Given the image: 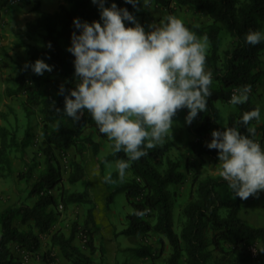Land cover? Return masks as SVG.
<instances>
[{
	"label": "trees",
	"instance_id": "trees-1",
	"mask_svg": "<svg viewBox=\"0 0 264 264\" xmlns=\"http://www.w3.org/2000/svg\"><path fill=\"white\" fill-rule=\"evenodd\" d=\"M32 1V11H37L39 1ZM152 1L161 6L168 5L167 0ZM176 1L179 5H187L205 12L211 21L205 29L191 27L196 34L206 35L208 38L206 68L212 73V82L217 83V87L210 86L211 95L207 98V109L198 113L199 125L192 130L194 138L188 143V147L196 159L210 156L216 158L218 150L209 149L206 147L207 143L203 142L205 137L212 139L213 130H223L218 125L219 114L214 103L218 100L227 103L233 90L244 84L252 86L249 100L244 104L234 105L227 115L226 126H237L245 135H252L247 128L253 126H244L237 122L244 112L256 107L251 96L256 91L261 74L260 54L264 51V42L249 45L245 43L244 36L250 30L263 31L264 0ZM10 2L11 0H0V11ZM63 2L67 6L60 5L54 13H41L38 18L28 21L22 31L27 40L40 38L43 44L42 49L33 45L26 46L27 64L21 69L16 81L18 89L26 96V104L29 107L41 108V136L44 144L41 152L44 156V171L35 178L30 187L28 197L35 200L32 205L21 204L0 212V264H13L14 258L9 249L11 244L30 253L38 252L39 236L52 232L58 217V205L66 210L74 204L88 205L82 223L88 234V240L83 247L87 254L73 243L76 232L74 225L67 236L60 231L52 232L49 252H44L41 259L46 263L53 261V258L47 259V255L56 248L69 264H96L93 259L96 252L99 253L97 264L104 263L102 240L99 247L95 244L93 233L98 232L99 227L93 219L92 210L95 204L88 190L82 163L83 151L88 147H91L93 152L96 149L93 138L85 136L84 132L87 127H93L96 131L98 128L87 110L76 122L62 112L65 106L64 96L69 94V90L75 87L78 80L73 77L74 56L67 51L71 44L72 32L79 33L73 19L79 18L89 23L93 20L99 21V8L92 0ZM113 2L118 8H127L134 16L137 15L136 6L127 4L125 0H106L104 6ZM125 25L134 26L130 21H125ZM221 31H225L229 37L222 57L218 55ZM37 59H43L52 65L51 72L56 76L37 74L26 82L24 73L31 69V63ZM62 85L63 94L59 91ZM41 86L48 87L42 97L39 93ZM183 110L188 111L186 108ZM253 128V138L256 140L259 131L264 133V123ZM98 133L100 137H104V134L99 131ZM31 137L28 129L18 139L6 128L0 127V178L8 177L12 173L10 150L23 154L31 143ZM69 148H73L75 158L70 161L66 180L72 186L82 182L84 187L81 192H68L62 185L59 155ZM168 151V143L148 149L146 156L131 162L127 169L129 178L107 196L108 204L115 194L124 193L132 209L126 216V226L119 234L130 236L151 232L157 236L161 250L166 242L168 254L160 264H249L253 259L250 247L256 241L264 244V226L252 227L239 217L243 199L233 198L227 182L219 175H193L186 201L177 213L178 231L175 229L173 192L170 187L183 182L185 174L181 164L168 156ZM116 159L127 157L121 151L106 156L103 161ZM32 171V167L27 166L25 174L20 173L19 176L29 182L33 177ZM54 190L58 191L57 197L52 194ZM15 219L21 224L31 223L32 230L20 231L14 225ZM132 251L135 255L149 258L150 264H158L155 260L162 253L160 251L156 254L146 246Z\"/></svg>",
	"mask_w": 264,
	"mask_h": 264
},
{
	"label": "clouds",
	"instance_id": "clouds-1",
	"mask_svg": "<svg viewBox=\"0 0 264 264\" xmlns=\"http://www.w3.org/2000/svg\"><path fill=\"white\" fill-rule=\"evenodd\" d=\"M105 2L92 0L98 5L99 21L73 19L79 33L72 32L67 51L74 56L78 80L64 96L62 112L76 122L87 110L98 131L106 135L112 152L126 154L127 159L104 161L109 171L103 180L113 183L112 169L123 181L132 161L164 143L179 109L188 110L185 123L189 125L198 113L205 112L213 78L206 70V35L197 36L182 19L172 15L146 31L127 8H118L115 2L105 7ZM125 2L145 7L151 0ZM125 21L134 26L126 27ZM244 41L260 44L264 31L250 30ZM30 67L38 75L53 68L43 59ZM59 91L64 93L63 85ZM251 91L250 84L237 87L228 103L248 102ZM252 120H261L259 106L244 112L237 123L248 126ZM247 131L252 135H245L237 126L224 125L223 130L211 132L212 139L206 144L218 150L217 171L233 198L246 199L264 191V146L253 138L255 128L248 127ZM259 250L264 251V247Z\"/></svg>",
	"mask_w": 264,
	"mask_h": 264
},
{
	"label": "rangeland",
	"instance_id": "rangeland-1",
	"mask_svg": "<svg viewBox=\"0 0 264 264\" xmlns=\"http://www.w3.org/2000/svg\"><path fill=\"white\" fill-rule=\"evenodd\" d=\"M39 9L37 11H32L33 1L29 0H11V2L0 11V127H4L8 130L10 134L15 135L16 138L20 139L26 129L31 132V143L29 147L24 150V153L20 155L19 151L10 150L9 158L11 161V170L12 173L8 177L0 178V212L4 211L10 207H16L21 204L32 205L34 203V198H29L28 194L30 192V187L34 182L35 178L44 171V156L41 152V148L44 147L41 136L42 122H41V108L39 106L29 107L26 104V96L18 89L17 78L21 73V69L24 68L27 64V45H33L38 49L43 48V44L40 38H35L32 41L27 40L23 37L22 31L25 27V24L29 20V13L31 18L39 17L41 13H54L58 11L60 5L67 6L63 0H38ZM167 6H161L155 4L152 0L149 5L143 6L142 4H137L135 11L137 15L135 16L136 21L139 22L146 31L151 30L150 25L159 24L161 20L166 18L169 15L176 16L184 22L185 26L188 27L191 31V27H197L200 29H205L210 24V20L207 14L201 10H195L187 5H179L176 0H167ZM111 5V4H110ZM105 6V7H109ZM100 20V19H99ZM264 31V25H263ZM193 32V31H192ZM195 33V32H194ZM196 34V33H195ZM197 36H200L196 34ZM219 48L218 55L222 57L223 51L228 43L229 37L225 31H221L219 34ZM209 49V43L207 51ZM206 70H208L206 68ZM259 70L261 72L256 85V91L251 96V100L255 106L260 107L261 111V120L256 121L252 120L249 124L253 127H259L264 123V51L260 54V66ZM56 76L53 72L44 71L42 74ZM35 74L31 69L27 70L24 73V79L27 82ZM74 78H77L74 76ZM211 87H217V83L212 82ZM48 87L41 86L39 89L40 97L43 96L45 90ZM235 90V89H234ZM233 90V91H234ZM214 106L218 110V125L223 129V126H226L227 115L233 110L234 105L230 103H225L220 100L214 103ZM187 111L179 109L177 114L173 117L174 124L171 128L169 135L165 138L164 143L158 144L163 145L169 144L168 156L181 164V169L185 174V179L183 182L171 186L170 190L173 192V205H174V220H175V229L178 231V217L177 213L181 206L186 201L187 193L190 189V183L192 177L196 173L202 175H212L217 176L218 171V157H204L202 159H196L192 156L191 151L188 147V143L194 138L192 135V130L199 125L198 115L189 125L185 123V116ZM85 136H91L96 143L95 152L91 147H88L84 152H90L93 155L99 152L98 154H112V149L110 147V142L107 140L106 135L100 137L98 131L93 127H87ZM256 140L264 146V133L260 131L256 135ZM98 141V142H97ZM210 141L209 137H205L203 142L207 143ZM100 143V145H99ZM100 147V148H99ZM56 153L57 150H56ZM75 153L73 148H69L66 151L62 152L59 155V162L62 171V185L68 192H81L83 190V183L78 182L75 185H69L67 182V176L69 173V164L70 161L75 158ZM83 157V156H82ZM79 160V159H77ZM104 160V158H103ZM101 161V166L104 161ZM25 161L27 162L26 165ZM115 161V160H114ZM27 166H31L33 171V177L29 182L25 181L24 177H20L19 174H25ZM101 166H97L99 169ZM105 166V164H104ZM106 172L109 171L107 169ZM100 179V176L97 177ZM117 181H120L117 179ZM123 182V181H121ZM264 192V191H263ZM54 197H57L58 191H52ZM110 194V192H109ZM109 196V195H108ZM255 197V196H254ZM253 197V199H255ZM242 203V202H241ZM251 204V197L247 198V202ZM95 204V203H94ZM111 204V208L115 209L118 214L126 216L127 213H131L132 209L126 201L124 193H117L114 195ZM88 205L84 204H74L69 206L66 210H63L60 205L57 207L58 217L56 222L52 227V232L60 231L66 236L70 234L73 229V226H76V232L74 235V244L81 250H85L84 244L88 240V234L83 229V220L85 218V210ZM89 207H91L89 205ZM151 220V219H150ZM14 225L20 231H29L32 230V224L26 223L21 224L18 219H15ZM126 226V220L125 224ZM123 227V226H122ZM113 228L112 233L115 234ZM101 227H99V231ZM98 231V232H99ZM51 232V233H52ZM98 232H94L95 244L96 247H99V242L102 240V237L98 236ZM51 233L43 234L39 236L40 248L39 251L34 253L31 264H38L37 258H41L44 252H49L50 246V236ZM116 237V234H115ZM147 242V245L137 244L136 248L141 247H150V249L155 246V249L152 252L158 253V249L162 252L159 258H156L155 262L160 264L162 259L167 256L165 254L164 246L161 250L160 244L157 241V236L153 233H148L142 235L141 241ZM131 239V238H129ZM126 236L117 235L116 244L130 242ZM131 242L136 244V240ZM131 249V250H135ZM116 251L118 259H123L126 256L134 255L133 251ZM87 252V250H85ZM53 252V251H52ZM51 254V253H50ZM47 255V259L53 258ZM216 255V253H214ZM259 254L257 253L254 257L255 261H259ZM14 264H21L24 260V256L21 258L13 257ZM99 253L96 252L94 255V263H99L98 261ZM20 260V261H19ZM114 264H118L115 262Z\"/></svg>",
	"mask_w": 264,
	"mask_h": 264
},
{
	"label": "crops",
	"instance_id": "crops-1",
	"mask_svg": "<svg viewBox=\"0 0 264 264\" xmlns=\"http://www.w3.org/2000/svg\"><path fill=\"white\" fill-rule=\"evenodd\" d=\"M31 13L32 12L28 14L29 15L28 21H32L38 18L36 17L32 19L30 16ZM98 153L99 152L93 155L90 152H84L83 157H82V163L84 167L85 179L88 185V190L91 193L94 203H95V206L92 210L93 219L96 225H98V227H101V230L98 232V236L102 237V246L104 249V263L103 264H114L115 262H117L118 264H150L149 258L135 255V254L126 256L123 259L117 258L116 251H119V252L120 251L121 252L130 251L131 249H135L137 244L140 243L141 245H147V242L144 241L145 239L143 238H142L143 241H141V237L143 234H137V235L126 236L128 239L131 238L128 240V241L131 240L130 242L126 241L125 243L116 244V237L119 234V232L125 227L124 224H125L126 216L130 213H127L126 216L118 214L115 209L111 208L112 206L110 203L112 201L107 204L106 198L109 195V192L113 191L116 186L122 184L129 178V172L128 170H126V176L123 182H121V181H117V173L114 169H112V175H113V179L115 182L105 183L103 180V177L107 173L106 172L107 170L105 169L104 163L101 166V161L103 160V158H105L106 156L110 154L100 155ZM97 166L98 167L101 166V167L97 169ZM99 176H100V179H97V177ZM249 197H251V204L246 203L247 198L243 199L241 203V210L239 213V217L246 224L252 227H263L264 226V192L260 191L258 195H255V197L252 195H250ZM253 197L255 199H253ZM113 228H115L114 231H115L116 237H115V234L112 233ZM49 236L51 237V235ZM134 239L136 240L137 243L130 245L132 244L131 242H135V241H132ZM261 247H264V244L261 241H256L253 244V248L255 249L256 254L258 253L260 257H259V261L257 262L253 258L249 262V264H264V251L259 250V248ZM9 249L13 257L21 258L22 256H24V260H22L21 264H31L32 263L31 256H33L34 253H30L23 249L17 248L15 244H11L9 246ZM49 249H50V246H49ZM154 249H155V246H153L151 250H154ZM159 249H158V252H160ZM164 250H165V254L166 252L168 253L167 245L164 246ZM52 251L53 252L50 254V256L53 257V261H49L48 263H46L41 258H37L39 262L38 264H69L62 257L58 249L55 248ZM82 252L87 254V252L83 249H82Z\"/></svg>",
	"mask_w": 264,
	"mask_h": 264
},
{
	"label": "built area",
	"instance_id": "built-area-1",
	"mask_svg": "<svg viewBox=\"0 0 264 264\" xmlns=\"http://www.w3.org/2000/svg\"><path fill=\"white\" fill-rule=\"evenodd\" d=\"M250 250H251V256H252V258H254L256 256V251L253 248V245L250 247Z\"/></svg>",
	"mask_w": 264,
	"mask_h": 264
}]
</instances>
